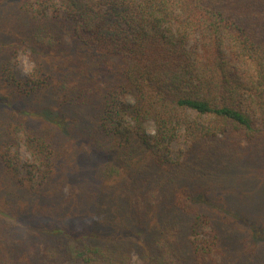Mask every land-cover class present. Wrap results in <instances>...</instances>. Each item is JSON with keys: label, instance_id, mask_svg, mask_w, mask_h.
Listing matches in <instances>:
<instances>
[{"label": "trees", "instance_id": "1", "mask_svg": "<svg viewBox=\"0 0 264 264\" xmlns=\"http://www.w3.org/2000/svg\"><path fill=\"white\" fill-rule=\"evenodd\" d=\"M20 12L34 68H0L18 110L0 125V264H264V0Z\"/></svg>", "mask_w": 264, "mask_h": 264}, {"label": "rangeland", "instance_id": "2", "mask_svg": "<svg viewBox=\"0 0 264 264\" xmlns=\"http://www.w3.org/2000/svg\"><path fill=\"white\" fill-rule=\"evenodd\" d=\"M26 2V0H5L3 3L2 13L4 16V30L2 33V39L0 42V68L2 65L6 64L10 67L11 71L18 80L24 81L30 77L34 63L31 60V47L29 43H25L22 40L23 28L20 26L21 21V6ZM24 38V37H23ZM25 67L29 69L26 73L24 71ZM115 75V74H114ZM92 81V80H91ZM95 81L91 82L93 86ZM4 92L0 91L3 95ZM129 102H131V98ZM19 98H14L12 104L14 106H19ZM16 110L15 113H17ZM14 112L7 108L5 105L0 104V125L6 123V120L10 117H14ZM146 132L148 135L154 134V124L152 121H147L144 124ZM12 128L13 127H9ZM182 148V141L175 145V149ZM10 152L19 161V168L21 169L22 175L24 170L22 165L30 160L29 154L27 153L25 146L22 141H15L10 145ZM133 263L139 264L138 260L133 256Z\"/></svg>", "mask_w": 264, "mask_h": 264}, {"label": "clouds", "instance_id": "3", "mask_svg": "<svg viewBox=\"0 0 264 264\" xmlns=\"http://www.w3.org/2000/svg\"><path fill=\"white\" fill-rule=\"evenodd\" d=\"M24 71L27 73L29 71V69L27 67H25Z\"/></svg>", "mask_w": 264, "mask_h": 264}]
</instances>
